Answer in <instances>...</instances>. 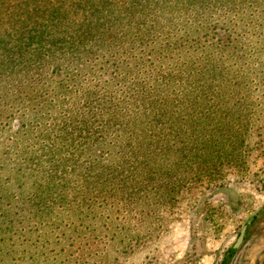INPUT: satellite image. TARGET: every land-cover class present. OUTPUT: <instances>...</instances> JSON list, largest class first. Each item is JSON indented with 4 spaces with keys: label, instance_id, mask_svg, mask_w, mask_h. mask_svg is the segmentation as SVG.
Masks as SVG:
<instances>
[{
    "label": "rangeland",
    "instance_id": "obj_1",
    "mask_svg": "<svg viewBox=\"0 0 264 264\" xmlns=\"http://www.w3.org/2000/svg\"><path fill=\"white\" fill-rule=\"evenodd\" d=\"M79 1L0 0V264H264V0Z\"/></svg>",
    "mask_w": 264,
    "mask_h": 264
},
{
    "label": "trees",
    "instance_id": "obj_2",
    "mask_svg": "<svg viewBox=\"0 0 264 264\" xmlns=\"http://www.w3.org/2000/svg\"><path fill=\"white\" fill-rule=\"evenodd\" d=\"M77 5L85 6L87 8H91V7H93V1L91 2V0H80L77 3ZM97 5L99 6L98 3H95L94 4L95 9H97V7H98ZM90 14H92V13H90ZM50 16H51V18L54 17V15L53 16L50 15ZM32 35H33V39L32 40H31L30 37L26 39V41L29 40L28 41V44H31L32 42L35 43L34 41H37V39H38L37 38V36H38L37 34H32ZM2 36H3V34L0 32V44H2L1 41L3 42ZM16 40H21V38L19 37ZM38 42H41V40H39ZM36 44L37 45L34 46L35 49H38V46L40 47L42 45V44H38V43H36ZM35 52L36 53H40L39 51H35ZM37 59L38 58H19V59H12L11 60L10 58H0V63H1L0 64V78L5 76V75L4 76H2V75L5 74V73H7L6 71L13 70L14 69L13 67L15 65H17L19 63H23V64L24 63H32V60H37ZM61 161H58V162H56L54 164V166H53L54 169H55V167H59L60 166ZM54 179L55 178H52V176H51V179H48L45 184H41V183L40 184L39 183L32 184V185H36V187L34 189V196H36L38 200L37 201H32V202L28 203V208L27 209L32 210L33 211V214L35 216H39V215H43V214H49L51 212V210L53 209V206L54 205H52V206L51 205H46L45 204V201H42V200L45 199V198H48V196H50L51 194H53L52 191L54 189L53 188V186H54ZM58 194H59L60 198H62L63 194H61L60 192H58ZM50 198H51V196H50ZM18 207H17V210H21L20 207H22V206L19 205ZM8 209H6V210L8 212H11L12 213V211L10 210V208H8ZM4 211H5V208H4ZM10 226L11 227H14L13 226V223H11Z\"/></svg>",
    "mask_w": 264,
    "mask_h": 264
},
{
    "label": "flooded vegetation",
    "instance_id": "obj_3",
    "mask_svg": "<svg viewBox=\"0 0 264 264\" xmlns=\"http://www.w3.org/2000/svg\"><path fill=\"white\" fill-rule=\"evenodd\" d=\"M243 228H244V231H243L242 239H243V236H244V233H245V230H246V226H243L242 229H243ZM242 229H241V230H242ZM240 232H241V231H240ZM239 235H240V234H239ZM238 237H239V236H238ZM242 239H241V241H242ZM241 241L238 243L237 246H234V245H235V244H234V245H233V249H236V250H237L238 247H239L240 244H241ZM224 264H225V263H224Z\"/></svg>",
    "mask_w": 264,
    "mask_h": 264
},
{
    "label": "water",
    "instance_id": "obj_4",
    "mask_svg": "<svg viewBox=\"0 0 264 264\" xmlns=\"http://www.w3.org/2000/svg\"><path fill=\"white\" fill-rule=\"evenodd\" d=\"M243 231H244V228L241 230L240 235H239V237H238V239H237V241H236V243H235L234 246H237L238 243L241 241V239H242V235H243Z\"/></svg>",
    "mask_w": 264,
    "mask_h": 264
}]
</instances>
